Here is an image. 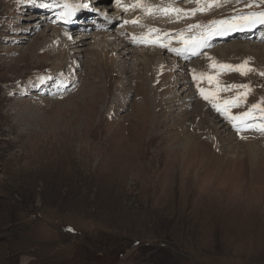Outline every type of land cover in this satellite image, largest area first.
Masks as SVG:
<instances>
[{
    "label": "rangeland",
    "instance_id": "374dc122",
    "mask_svg": "<svg viewBox=\"0 0 264 264\" xmlns=\"http://www.w3.org/2000/svg\"><path fill=\"white\" fill-rule=\"evenodd\" d=\"M150 1L160 6L169 2ZM81 2L96 6L99 0ZM101 3L102 9L109 5L118 15L109 24L111 20L85 19L89 26L77 25L80 29L72 31L70 41L80 42L70 44L68 51L80 45L81 52L66 55L62 40L54 38L63 34L56 29L68 30L57 23L58 14L36 12L40 7L30 0H0V264H264V153L257 160L247 157L242 143L223 148L214 129L200 134L189 130H196V122L182 132L185 117L176 107L167 119L158 118L155 107L163 57L167 63L175 58L180 62L172 67L181 81L170 87L177 99L192 92L195 104L204 103L199 91L204 88L217 91L222 102L238 90L218 91L217 82L250 84L247 103L231 109L233 114L246 111L264 97V76L259 75L264 71V39L240 36L207 44L188 62L167 48L131 39L154 27L161 30V39L168 33L173 41V30L185 28L190 34L188 24L207 25L235 15L234 9L243 5L232 0L177 20L161 13L148 16L143 10L122 12L114 0ZM172 6L196 7L189 0H175ZM136 18L140 23L123 22ZM18 28L22 31L15 35ZM192 31L191 36L200 30ZM104 35L123 42L129 58L117 56L115 42L97 52ZM239 43L253 47L254 53L229 58L208 53L200 61L211 62L205 72L190 65L210 50ZM33 46L35 51L28 54ZM143 55L152 63L151 72L143 67ZM245 60L256 71L242 75L218 66ZM181 63L182 70L188 67L184 72ZM191 68L215 80L197 81ZM56 79L71 83L64 94H56ZM205 101L236 140L256 141L264 149V133L238 129L211 100ZM189 134H194L197 149H183L177 137Z\"/></svg>",
    "mask_w": 264,
    "mask_h": 264
},
{
    "label": "snow or ice",
    "instance_id": "6c2138e0",
    "mask_svg": "<svg viewBox=\"0 0 264 264\" xmlns=\"http://www.w3.org/2000/svg\"><path fill=\"white\" fill-rule=\"evenodd\" d=\"M19 2L23 3L24 0H19ZM30 2H34V0H30ZM114 2L116 5L123 7L125 11L139 8L142 9L146 15L161 13L164 16L174 15L175 19L180 20L195 16L198 12H208L212 7H220L223 4L231 3L232 0H189L190 3L196 5V7L190 9L173 7L172 5L175 0H169L164 6L151 5L147 0H132L130 5L124 4L123 0H114ZM235 2L236 4H242L243 7L234 9L236 14L233 16L221 20L210 21L207 25H201L199 23L188 24L187 32L191 33L193 29L200 31L193 36H185L184 30H181L179 33L181 47H171V40L168 39L169 34L164 33L163 39H161V30L154 27H149L147 32L141 33L138 36L133 35L131 39L133 42L157 44L177 54L191 52L193 55H198L197 49L206 46V41L209 39L210 35H223L227 31L245 28L252 29L264 25V0H247V2H245V0H235ZM43 6L48 7L49 5ZM61 7L64 11H61L58 15L61 19L67 21L70 16L75 15V13L82 8H88L89 5L86 3L73 4L65 0V3L61 5ZM101 14L105 16V19H109L107 13ZM123 22L124 24H137L140 23V19L136 18L131 21L124 20ZM218 66L228 71H238L242 75H247L250 72L256 71V69L251 67L249 60H245L239 65L222 64ZM212 67H217V65L213 64ZM193 72V79L197 81L207 79L209 83H212L215 80L214 76L207 73L196 75L195 70H193ZM259 75L264 76V71L259 72ZM48 79H51V77H48ZM197 86L199 88V84ZM217 89L218 91H230L232 89H237L238 91L235 96L223 99L222 102L217 91L206 90L204 88H199V91L205 100H211L217 111L222 112V114L233 122V125L237 126L238 129H256L264 133V97H262L258 103L252 104L246 111L233 114L231 111L232 108L247 103V96L251 92V85L231 84L222 86L217 82ZM242 138L246 139L247 137Z\"/></svg>",
    "mask_w": 264,
    "mask_h": 264
},
{
    "label": "bare ground",
    "instance_id": "6f19581e",
    "mask_svg": "<svg viewBox=\"0 0 264 264\" xmlns=\"http://www.w3.org/2000/svg\"><path fill=\"white\" fill-rule=\"evenodd\" d=\"M39 1V0H38ZM47 1V0H46ZM57 0H54L53 2L51 1V3H46V4H43V5H49L48 7H42L43 9V11L46 13V14H48V15H53V14H59L61 11H64V9L63 8H60V6L61 5H59V4H57V2H56ZM70 1H78V3L77 4H85V2H81V0H70ZM103 0H99V2H98V4H96V6H92V5H89V7L88 8H86L85 9V11H82V10H80L81 12L80 13H75V15H73V16H70L68 19H67V22L63 25V27L65 28L66 27V29H68L67 31L66 30H64V29H61V28H58V29H56V30H59L60 31V33L62 34V36H60V37H54V38H59V40H62V42H61V47L63 48L62 50H63V53L64 54H66V55H69V54H71L72 52H81V49H80V45H77V46H73V47H76L75 49V51L73 50V51H68V48H69V46H70V44H73V43H77V42H80V40H78L77 38L74 40V41H70L71 39H73L74 37H73V33H72V31H77V28H79L80 26L81 27H84V28H86L87 26H89V22L88 23H86V21H85V19H87V20H97V21H100V20H111V21H108V24L109 23H111L113 20V18H114V16H116V15H118V12L117 11H115L114 9H113V7H109V5H105V8L104 9H102L103 8V6H102V2ZM87 4V3H86ZM194 6H195V4H194ZM44 8L48 11H45L44 10ZM36 10V12H37V8L35 9ZM102 10V11H101ZM112 10V11H111ZM103 11H106V12H103ZM101 13H107L108 14V17H109V19H105V16L104 15H102ZM42 15V14H41ZM114 15V16H113ZM11 16V15H10ZM38 17V16H37ZM104 17V18H103ZM39 18V17H38ZM40 18L41 19H43V15L42 16H40ZM79 19H81V20H79ZM60 20H62V21H60ZM60 20L58 21V22H65L66 20H64V19H61L60 18ZM46 20H42V25L44 26V25H47L46 24V22H45ZM78 21V23H79V27H76L77 25H75L74 24V22L76 23ZM167 21H169V20H167ZM37 22V21H36ZM36 22H34L33 24H36ZM94 22V21H93ZM93 22H92V25H93ZM189 22V21H188ZM68 23H70V24H72V26L71 25H69ZM83 28V29H84ZM184 28V27H183ZM187 28V27H186ZM259 28V26H257V27H255V31H257V29ZM76 29V30H75ZM80 29V28H79ZM78 29V30H79ZM82 29V30H83ZM254 29V28H253ZM55 30V29H54ZM84 30H86V29H84ZM184 30H185V28H184ZM21 31H22V29L21 28H18V29H16L15 31H14V34L15 35H17V34H20L21 33ZM181 31V30H180ZM186 31V30H185ZM33 32H34V30H33ZM113 32V31H112ZM229 32H231V31H227V32H225L223 35H217L216 36V38H214L211 42H215V41H217V40H221V38L223 37V36H226ZM110 33V32H109ZM117 33V32H116ZM32 34H34V33H32ZM85 34H88V31H85V33L83 34V35H85ZM113 35V34H112ZM112 35H104L103 36V38H101L99 41H97V46L95 47V49L97 50V52H100L101 51V49H103V47L104 46H109L111 43H113V42H115V41H113V39H114V37L112 36ZM189 34L187 33H185V36H188ZM98 37L99 36H102V34H98L97 35ZM115 36H118L117 34L115 35ZM38 37V36H37ZM37 37H36V39H37ZM86 37V36H85ZM121 37V36H120ZM236 37H238L237 35H235L234 36V38H236ZM39 38V37H38ZM122 38V37H121ZM115 39H117V38H115ZM45 40V39H44ZM54 40V39H53ZM47 41H49V40H47L46 39V41L45 42H47ZM83 41V40H82ZM38 42V41H37ZM175 42H180L179 41V36L178 37H176V39H175ZM41 43V42H40ZM116 43V42H115ZM127 43V42H126ZM83 44H84V42H83ZM35 45V44H34ZM116 45H117V47H115L113 50H114V52H117L116 54H117V56L118 57H122L125 53L122 51L124 48H125V44L122 42V43H116ZM157 45V44H156ZM127 46V45H126ZM158 46V45H157ZM158 47H160V46H158ZM35 46H33V47H31V48H29V52H28V54L29 53H32V52H34L35 51ZM160 48H163V47H160ZM253 48V47H252ZM252 48H250L249 46L248 47H246V46H244V45H240V43H239V45H233V46H220L219 48H217V49H213V50H210V51H208L207 53H205L204 55H203V57L202 58H200V59H198L197 61H195V62H193L192 64L190 63V65H191V67L193 68V69H197V70H199V71H197V73L198 72H200V70H202L203 72H205L204 71V69H206V65L207 64H209V63H211V62H209V63H207L206 64V62L204 61V65H202V63L200 62L202 59H204L205 60V56H207L208 55V53H211V57H212V54H215V53H217L218 54V56H221V55H224L225 57H230V56H236V55H248V54H253L254 53V49L252 50ZM262 49V48H261ZM260 50V49H259ZM156 52V51H155ZM154 52V53H155ZM263 53L262 54H260L259 52H258V54H260V57L262 56V55H264V51H262ZM61 53V52H60ZM59 53V54H60ZM58 54V55H59ZM77 54V53H76ZM140 54V53H139ZM143 54V53H142ZM162 54V53H161ZM256 54H257V52H256ZM62 55V54H61ZM66 55H64V56H66ZM104 55V54H103ZM125 55H127L128 56V58H129V55L130 54H125ZM124 55V56H125ZM161 56V55H160ZM68 57V56H67ZM103 57V56H102ZM151 57V56H150ZM63 58V57H62ZM184 58H186L185 57V55H184ZM207 58H208V56H207ZM210 58V57H209ZM96 59V58H95ZM104 59V58H103ZM150 59H149V57L148 56H146V55H143V61L145 62V64H144V66L143 67H146L148 70H149V72H151V70H152V66H151V62L150 63H148L147 61H149ZM153 60V59H152ZM159 60V59H158ZM168 60V59H167ZM208 60V59H207ZM206 60V61H207ZM99 61H102L101 59L99 60ZM122 61V60H121ZM126 61H127V59H126ZM164 61H166V59H164L163 57H161L160 58V62L158 63L159 65V70L157 71V78H158V90H157V95H156V102H157V100H159V103H156L155 105V107L157 108L158 107V113H159V115H158V118H161V119H163V118H165V119H167L168 118V116L170 115V114H168L169 113V111H171V110H173V109H175V107L179 110V114L181 113L184 117H185V119L184 120H182L183 122V125H182V123H180V121H179V123H180V125H179V123L177 124V125H179L180 126V128H181V131L183 132H185V131H189V130H191L193 133H194V131H195V133H198V134H200L201 132H205V133H207V131L209 130V129H214V133H215V135L217 136V138H218V141H220V143H221V146L223 147V148H225V146L226 145H228V144H235L236 143V145H242L243 144V146H244V148H245V151H246V154H247V157H252L253 159H257V160H259V155H258V153H264V149L263 148H261L260 146H258V144H257V142L255 141V142H253V141H251V140H245V141H238V140H236L235 139V135H232V134H230L229 132H228V130H227V127H226V125L224 124V123H226V122H221V121H223L224 119H218V117H220V114H218L217 116H214L213 114H211V112L208 110V106L206 105V103H205V101H204V103L202 102V101H197V103L195 104L194 102H193V99H194V97H193V95H192V92L191 93H189V94H185L186 96L184 97V98H176V95H171V89H170V87H171V85H177V82L178 81H181L180 79H175V72L173 71V67L175 66V65H177V64H179L180 62L179 61H177L176 60V58H175V60L173 59L172 60V62H170L169 60V63H171L170 65H169V63H167V61L166 62H164ZM181 61H183V60H181ZM214 61H217L216 59L214 60ZM225 61V60H224ZM153 62V61H152ZM183 62H187V61H183ZM203 62V61H202ZM220 62V61H219ZM230 63H232V62H230ZM186 64V63H185ZM184 64V65H185ZM206 64V65H205ZM154 65V64H153ZM173 66V67H172ZM182 66H183V64L181 63L180 65H179V69L180 70H182ZM208 67V66H207ZM188 69V67L187 66H185L184 67V69L181 71V72H184L185 71V69ZM191 68V69H192ZM193 69H192V72H193ZM179 71V70H178ZM190 71V70H189ZM201 71V72H202ZM196 73V72H195ZM66 75V73H63V72H61L60 73V76H62V77H64ZM181 76V75H180ZM190 78V77H189ZM74 80H76L75 78H73ZM90 80V79H89ZM53 81V80H52ZM187 81L185 80V77L183 78V81H182V83H186ZM52 84H54V83H52ZM56 85V86H55ZM71 85V83L70 82H66V83H62L61 82V80L60 79H56L55 80V84H54V86H55V88H56V94H60V92H61V94H64V93H62V91H64L63 90V88H65L66 86H70ZM73 85V84H72ZM46 87H48V85L46 86ZM52 87V86H51ZM72 87V86H71ZM48 88H50V87H48ZM69 88V87H68ZM185 88V87H184ZM187 89V88H186ZM185 91V90H184ZM170 94V95H169ZM167 96H169V97H167ZM166 98H168V100L166 99ZM165 99L167 100L166 101V103H165ZM181 100V101H180ZM89 102V101H88ZM183 102H184V104H183ZM179 103H182V106H176L177 104H179ZM165 104H167V105H169V106H164ZM171 104H173V105H171ZM194 106V109L192 110V107ZM165 108H166V110H165ZM177 110V111H178ZM138 111V110H137ZM173 112V111H172ZM140 113V112H139ZM155 113V112H154ZM137 114V113H136ZM141 116V115H140ZM177 117H178V115H176ZM120 118V117H119ZM21 119V118H20ZM218 119V120H217ZM177 120V119H176ZM165 121V120H164ZM216 121V122H215ZM190 122H193L194 123V125H195V122L197 123V127H196V130H193V128L192 129H190L189 128V130L188 129H186V127L189 125L188 123H190ZM132 123V122H131ZM160 124H162L163 123V121H160L159 122ZM192 123V124H193ZM175 124V123H174ZM227 124V123H226ZM154 127H156V125L154 124ZM154 127H153V129H154ZM170 127H171V125H170ZM159 128V127H158ZM72 129V128H71ZM132 129V128H131ZM169 129V128H168ZM157 131V130H156ZM182 135H183V133H182ZM180 136V135H177V137H181V140H180V142L181 141H183V149H191V150H194V149H197L198 148V146L195 144V139H194V134H189L190 136H187V137H184V136ZM215 136V137H216ZM84 137V136H83ZM176 137V139H178ZM154 138V137H153ZM188 139V140H187ZM186 140V141H185ZM178 141H179V139H178ZM242 143V144H241ZM50 150H51V148H50ZM259 150H261V151H263V152H259ZM49 153V152H48ZM50 154V153H49ZM56 154V153H55ZM245 154V155H246ZM51 157V156H50ZM52 157H54V156H52ZM83 158V157H82ZM51 160H53L52 158H50ZM50 161V160H49ZM53 162V161H52ZM62 173V172H61ZM59 174H60V172H59Z\"/></svg>",
    "mask_w": 264,
    "mask_h": 264
},
{
    "label": "water",
    "instance_id": "95a60500",
    "mask_svg": "<svg viewBox=\"0 0 264 264\" xmlns=\"http://www.w3.org/2000/svg\"><path fill=\"white\" fill-rule=\"evenodd\" d=\"M57 231L59 232H64V233H67V234H77V232L73 231L71 228H58V227H54ZM71 229V230H70Z\"/></svg>",
    "mask_w": 264,
    "mask_h": 264
}]
</instances>
